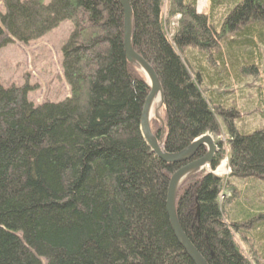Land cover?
<instances>
[{"label": "trees", "instance_id": "obj_1", "mask_svg": "<svg viewBox=\"0 0 264 264\" xmlns=\"http://www.w3.org/2000/svg\"><path fill=\"white\" fill-rule=\"evenodd\" d=\"M128 2L132 48L162 90L153 136L168 154L204 135L218 148L177 190L183 232L207 264H264V197L252 190L264 185V0H208L200 14L197 0H170L166 15L163 0ZM0 3V49L73 26L63 101L34 105L28 86L0 82V264H194L166 212L185 164L162 162L140 133L149 86L126 59L118 0ZM224 157L227 178L215 174Z\"/></svg>", "mask_w": 264, "mask_h": 264}, {"label": "rangeland", "instance_id": "obj_2", "mask_svg": "<svg viewBox=\"0 0 264 264\" xmlns=\"http://www.w3.org/2000/svg\"><path fill=\"white\" fill-rule=\"evenodd\" d=\"M50 1L45 0V4H49ZM169 2L170 0H163V12H165V15L167 14ZM207 7L208 0H205V2L197 0L198 13L206 11ZM176 20V18L170 19V32H173L177 26ZM72 28V24L65 21L41 39L31 42L27 46L14 42L1 48L0 82L3 86H28L30 89L26 98L34 105L59 103L68 97L69 88L64 79L62 69V46L69 37ZM159 115L160 110L155 111L152 120ZM224 135L225 133H223L221 141L226 151L228 149L226 145L227 139ZM211 138L215 143V139L212 136ZM226 160L227 157H224L215 171V174L222 178H227L229 175ZM252 190L255 194H260L264 197V185L254 186ZM224 194H226L225 198H229L227 196L229 195L228 192H224ZM221 201L223 202L222 195L220 196ZM233 205L234 201L224 205V213L229 214ZM244 249L245 251L247 250V248Z\"/></svg>", "mask_w": 264, "mask_h": 264}, {"label": "water", "instance_id": "obj_3", "mask_svg": "<svg viewBox=\"0 0 264 264\" xmlns=\"http://www.w3.org/2000/svg\"><path fill=\"white\" fill-rule=\"evenodd\" d=\"M118 2L123 11V47L126 59L130 64L134 65L139 71H141L149 86V93L144 101L140 117V133L151 152L162 162L167 164H185L171 176L168 184L166 212L171 229L178 243L194 264H207L183 232L177 219L175 201L177 190L181 183L187 177L198 174L202 169L208 167L218 152V149L212 138L209 135H204L194 140L187 148L179 153L168 154L163 151L161 143H159L151 132L149 119L153 102L158 95L160 96V103L156 108V112L159 111L162 106L161 86L152 67L132 48V10L128 0H118ZM155 118L160 122L161 128L163 129L164 124L162 120L158 116H155ZM201 147L205 148V154L196 160H192Z\"/></svg>", "mask_w": 264, "mask_h": 264}, {"label": "bare ground", "instance_id": "obj_4", "mask_svg": "<svg viewBox=\"0 0 264 264\" xmlns=\"http://www.w3.org/2000/svg\"><path fill=\"white\" fill-rule=\"evenodd\" d=\"M200 2H205V0H200ZM141 72V71H140ZM159 103H160V96L158 95L157 98L154 100L153 102V106H152V109H151V112H150V116H149V119L152 120L153 116H154V113L156 111V108L159 106ZM225 136V135H224ZM211 137V136H210ZM213 140V139H212ZM214 142V140H213ZM215 144V143H214ZM216 145V144H215ZM217 147V145H216Z\"/></svg>", "mask_w": 264, "mask_h": 264}, {"label": "crops", "instance_id": "obj_5", "mask_svg": "<svg viewBox=\"0 0 264 264\" xmlns=\"http://www.w3.org/2000/svg\"><path fill=\"white\" fill-rule=\"evenodd\" d=\"M169 6V5H168ZM168 8V7H167Z\"/></svg>", "mask_w": 264, "mask_h": 264}]
</instances>
